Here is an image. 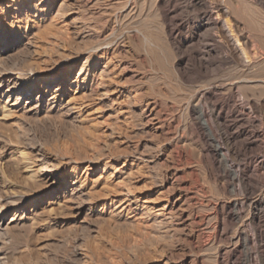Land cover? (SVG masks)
Returning <instances> with one entry per match:
<instances>
[{
    "label": "rangeland",
    "instance_id": "1",
    "mask_svg": "<svg viewBox=\"0 0 264 264\" xmlns=\"http://www.w3.org/2000/svg\"><path fill=\"white\" fill-rule=\"evenodd\" d=\"M162 2L0 0V264H216L229 245L214 225L231 181L210 167L215 143L187 104L237 64L216 45L221 53L206 63L225 67L184 84ZM260 3L175 0L170 11L192 20L219 5L261 22V34ZM256 36L262 48L264 34ZM247 112L264 123L263 110ZM259 194L264 187L251 197ZM238 223H229V241Z\"/></svg>",
    "mask_w": 264,
    "mask_h": 264
},
{
    "label": "bare ground",
    "instance_id": "2",
    "mask_svg": "<svg viewBox=\"0 0 264 264\" xmlns=\"http://www.w3.org/2000/svg\"><path fill=\"white\" fill-rule=\"evenodd\" d=\"M161 1L166 2V5H164L163 8L165 29L168 39L173 45L176 54L178 53L179 58L176 63V69L180 80L184 84H196L197 82L201 81V78H205L206 80V77L212 75L216 70L217 73L218 71H221L217 69L220 67V65L219 67L209 66L206 63V59L212 58L213 55L217 56L219 52L221 53V51L218 52L215 50L216 45L218 46V49L220 47L225 48L223 49L224 60L226 62L229 60L230 62H234L235 64H237L236 66H232L235 71L236 69L238 70L236 71V73H232L233 70L232 72H227L229 74L231 73V76L226 73L228 77L223 76L224 78H222L219 76V74H217V77H214V75H212L213 77H211L210 79H208V77V81L206 80L207 82H205L203 79L205 83L196 87V90L193 91V102L191 104L189 102V104L187 105H190L192 114L196 113V118H194L197 120L196 123L198 122V126L200 125L202 131L206 132L207 138L215 143H213L214 148L212 150V164H207L206 162L205 163L207 165L211 164V166H209L212 168L214 167V170L215 168L219 169V167H221L220 169H222V172L220 173L222 174L223 179L225 178L231 181L230 185L228 184V182H226L229 186H226V183H222L223 187L220 186L218 188L222 187V193L227 192L231 196L236 194L241 195L240 198H231L229 195L228 201L217 200V202L215 203V206L217 208L215 216L217 219H219V221L216 218L214 219L218 221L216 222L217 224H215L216 226L214 225V229H217L219 236L224 237L225 242L227 240V243L229 244L225 248H218L216 254V264H264V195L259 194L256 199H253L251 197L255 193L257 195V192L262 187H264V123H259L260 126L258 127L257 125H255L256 123L254 122L253 118H251L247 112L248 110L251 112H260L262 110L264 111V70L262 69V67V70H258V66H254L255 62H257L256 60H258L257 58L259 56L261 57V55L264 56V46L262 47V45L264 44H261L260 47L262 48L258 47V40L256 41L255 34L258 35L256 37H260L262 34H264V31L262 30L263 33L261 32V34H259V30H257L259 28L257 26V20H252L253 18H251V20H248V16L246 18L245 15L243 17H245L246 20L245 18L243 19L240 16V19L242 18L241 20H243V22L241 20H237V18H239L238 14L240 12H237V14L235 11L234 13L238 15L237 18L226 16L228 12L219 5H216L214 8L216 10V15L208 13L207 16H203L202 18L188 20L184 19V17L177 18L174 16V14H171L172 10L170 11V7L175 2V0ZM231 5L228 4V6ZM240 5L242 6V4ZM257 8H259V5ZM206 9L207 7H204V10ZM243 10V14L244 12H247L245 11V9ZM219 11V14L222 16L221 18L219 17L220 15L216 17ZM251 12L252 11H250V13ZM258 24H261V22H259ZM262 27H264V24ZM249 29H253L254 33L249 31ZM260 40L262 39L260 38ZM202 41L211 43L210 45L212 46L206 48L204 46V49L202 51H199L198 49L188 50L191 49L189 48L190 46L198 45ZM216 52L218 53L216 54ZM220 57H218V59L219 61H222L223 59L220 60ZM215 59L216 57L214 58V60ZM211 60L208 62H211ZM226 62H223V64ZM221 67L224 68L225 66ZM221 67L219 69H222ZM230 67L231 66H229V68ZM232 67L230 68V70L232 69ZM39 79L41 78L39 77ZM190 90L192 91V89ZM191 91H189V93ZM163 93L165 92L163 91ZM178 99L179 97H177V100ZM188 113H190L189 110ZM191 121L193 120L191 119L190 123ZM203 143L205 144V141ZM207 146L209 147V145ZM207 146L206 148H208ZM210 153L209 155L205 156H210ZM211 174L212 173H210V176L212 177ZM215 174L216 172L213 173V175ZM216 181L218 182V180ZM222 184L220 183V185ZM183 186L179 187L182 188ZM219 190L221 191V189ZM227 193H225V195ZM250 197L253 200H251ZM245 210L246 213H244ZM203 218L204 217L200 215H195L194 217L196 222H200L201 220H203ZM232 222L239 223L235 226V229H233L234 232L230 231L233 235L231 236V241H229V223L232 224ZM203 232L199 231L197 233H199V236H201ZM219 240L221 239L219 238Z\"/></svg>",
    "mask_w": 264,
    "mask_h": 264
}]
</instances>
